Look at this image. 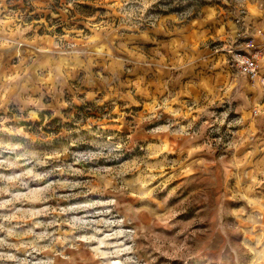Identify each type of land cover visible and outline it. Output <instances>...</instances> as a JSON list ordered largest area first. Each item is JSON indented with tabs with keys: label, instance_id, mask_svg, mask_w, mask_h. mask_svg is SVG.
Here are the masks:
<instances>
[{
	"label": "rangeland",
	"instance_id": "rangeland-1",
	"mask_svg": "<svg viewBox=\"0 0 264 264\" xmlns=\"http://www.w3.org/2000/svg\"><path fill=\"white\" fill-rule=\"evenodd\" d=\"M260 27L264 0H0V264H264Z\"/></svg>",
	"mask_w": 264,
	"mask_h": 264
},
{
	"label": "built area",
	"instance_id": "built-area-1",
	"mask_svg": "<svg viewBox=\"0 0 264 264\" xmlns=\"http://www.w3.org/2000/svg\"><path fill=\"white\" fill-rule=\"evenodd\" d=\"M242 47L236 49L238 70L252 81L260 73V64L264 59V28H258L253 37L238 33Z\"/></svg>",
	"mask_w": 264,
	"mask_h": 264
},
{
	"label": "trees",
	"instance_id": "trees-1",
	"mask_svg": "<svg viewBox=\"0 0 264 264\" xmlns=\"http://www.w3.org/2000/svg\"><path fill=\"white\" fill-rule=\"evenodd\" d=\"M96 108V106H94V105H86V106H83V107H81L79 110H84V109H88V108ZM88 115H91V114H88ZM95 115V114H94ZM42 119H43V117H42ZM58 119H54V120H51L47 125L48 126H53V125H55V124H57L58 123ZM60 126H57V128L55 129V131L57 132V133H59V131H60Z\"/></svg>",
	"mask_w": 264,
	"mask_h": 264
},
{
	"label": "crops",
	"instance_id": "crops-1",
	"mask_svg": "<svg viewBox=\"0 0 264 264\" xmlns=\"http://www.w3.org/2000/svg\"><path fill=\"white\" fill-rule=\"evenodd\" d=\"M236 37H237V36H236ZM239 97H240L241 99H243L244 96H241V95H240ZM239 111H240V110H239ZM241 111H243V110H241Z\"/></svg>",
	"mask_w": 264,
	"mask_h": 264
},
{
	"label": "bare ground",
	"instance_id": "bare-ground-1",
	"mask_svg": "<svg viewBox=\"0 0 264 264\" xmlns=\"http://www.w3.org/2000/svg\"><path fill=\"white\" fill-rule=\"evenodd\" d=\"M115 264H120L118 261H115Z\"/></svg>",
	"mask_w": 264,
	"mask_h": 264
}]
</instances>
